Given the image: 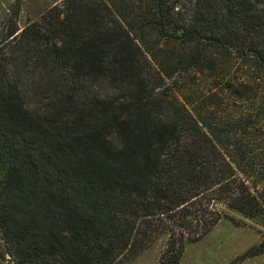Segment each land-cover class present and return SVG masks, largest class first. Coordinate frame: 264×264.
I'll list each match as a JSON object with an SVG mask.
<instances>
[{
	"label": "trees",
	"instance_id": "obj_1",
	"mask_svg": "<svg viewBox=\"0 0 264 264\" xmlns=\"http://www.w3.org/2000/svg\"><path fill=\"white\" fill-rule=\"evenodd\" d=\"M222 221L264 230V0H62L1 28L0 264L158 242L179 264ZM262 256L264 233L229 264Z\"/></svg>",
	"mask_w": 264,
	"mask_h": 264
},
{
	"label": "rangeland",
	"instance_id": "obj_2",
	"mask_svg": "<svg viewBox=\"0 0 264 264\" xmlns=\"http://www.w3.org/2000/svg\"><path fill=\"white\" fill-rule=\"evenodd\" d=\"M61 2L62 0H0V30L12 23L21 28L29 21H38L49 8ZM180 78L176 90H180L186 102H195L208 86L207 81L198 73H188ZM168 82L165 81V86ZM263 233L264 230L248 221L238 224L222 221L202 240L187 246L179 264H229L257 245L262 240ZM161 246L162 243L158 242L137 258L120 264H158ZM241 264H264V256L247 259Z\"/></svg>",
	"mask_w": 264,
	"mask_h": 264
}]
</instances>
